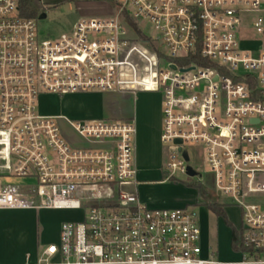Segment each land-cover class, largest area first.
Here are the masks:
<instances>
[{
    "label": "built area",
    "instance_id": "built-area-1",
    "mask_svg": "<svg viewBox=\"0 0 264 264\" xmlns=\"http://www.w3.org/2000/svg\"><path fill=\"white\" fill-rule=\"evenodd\" d=\"M114 1L110 16L43 39L20 0H0V211L69 213L25 264H264V0ZM87 92L161 96L164 180L201 183L190 148L205 149L239 211L235 259L205 247L194 209L140 198L135 120L67 118L75 146L66 117L43 111L44 97Z\"/></svg>",
    "mask_w": 264,
    "mask_h": 264
},
{
    "label": "rangeland",
    "instance_id": "rangeland-1",
    "mask_svg": "<svg viewBox=\"0 0 264 264\" xmlns=\"http://www.w3.org/2000/svg\"><path fill=\"white\" fill-rule=\"evenodd\" d=\"M31 4L36 11L34 18L37 20V32L43 39L58 36L70 30L80 18L110 16L114 13L116 5L114 0H31ZM43 14L46 17L41 18ZM141 25L147 33L154 32L149 23L144 22ZM41 103L43 108L66 117L57 119V124L62 136L76 146L84 145L85 140L78 135L67 118L72 121H76V119L93 120L91 117H94V110L102 107L107 114L104 119L122 121L131 116V114H122L134 106V111L136 110L140 116L144 119L150 116L154 121L156 110L161 109V96L157 93L143 92L138 95L129 94L124 98L118 92H87L47 96ZM148 125L144 124L143 136L139 142L137 141L139 171L146 172L140 178L138 195L145 202H176L179 206L186 205L194 209L215 254L222 260L235 259V255L232 253V233L229 229L231 227H228L222 217L217 216L208 204L215 203L221 206L234 226L240 223L239 211L229 205L231 201L227 197L218 195L207 165L205 149L197 144H192L190 151L191 164L202 168L203 177L200 185L206 190V197L200 193L198 182L185 175L178 176L176 180L159 181V179L165 178L162 167H164L168 151L167 147L158 140L161 121L159 125L156 121L152 122L150 128ZM26 181L21 178L15 179L17 183ZM129 188L134 189L135 187L129 186ZM143 195L146 197L145 199H143ZM66 214H49L46 220L38 215L36 218L37 227L41 230L45 225H48L50 231L53 232V227ZM67 216L69 215H66L65 218ZM30 220L34 221V218L23 216L14 222L11 221L12 230L23 232V229L26 230L29 227ZM19 241L17 242L18 248L22 245V242L19 243Z\"/></svg>",
    "mask_w": 264,
    "mask_h": 264
},
{
    "label": "crops",
    "instance_id": "crops-1",
    "mask_svg": "<svg viewBox=\"0 0 264 264\" xmlns=\"http://www.w3.org/2000/svg\"><path fill=\"white\" fill-rule=\"evenodd\" d=\"M124 98L129 95V93H119ZM43 107V106H42ZM160 116V121L162 125V112L161 109H157ZM43 111L50 114H57L55 112H52L51 110H48L47 108H43ZM131 114V116H128L127 119L135 120L137 125V141L139 142V139L143 136V130H144V124H149V128L152 125V117H147V119H144L142 116H140L136 110L134 111V106L130 109L126 110L125 114L122 115H128ZM94 117H91L93 119H104L107 116L106 111L101 108L94 110ZM150 122V123H149ZM141 126V127H140ZM147 126V127H148ZM160 134H161V126H160V132L158 136V140L160 141ZM161 143V142H160ZM138 143H137V166L138 165ZM163 173V170H162ZM146 172L139 171V180L140 178L145 175ZM164 174V173H163ZM159 181L163 182L165 181L164 178L159 179ZM143 199L146 197L143 195ZM147 204L153 207H179V205L176 202H159V201H147ZM38 213V214H37ZM54 213H62L66 215H69L67 211H59V210H1L0 211V264H25L28 259L31 260V262H36L38 260V257L40 256L43 248L47 246L50 243H57L60 238V226L62 221L69 218V216L66 217L63 216V218L60 219V221L53 227V232L50 231V228L48 225H45L41 230L37 227L36 218L39 215L43 220H46V218L49 216V214ZM23 216H29L33 217L34 221H29V227L24 230L23 232H16L13 231V226L10 223L11 221H16ZM223 219V218H222ZM8 221V222H7ZM45 222V221H44ZM17 226V225H16ZM229 227V226H228ZM203 229V228H202ZM230 232L232 233L231 228ZM203 237H204V244L205 247L212 248L210 245V242L208 241V235L204 233L203 231ZM22 242V245L17 246L18 241ZM19 241V243H20ZM232 245V242H231ZM232 253H234L233 247H232Z\"/></svg>",
    "mask_w": 264,
    "mask_h": 264
},
{
    "label": "trees",
    "instance_id": "trees-1",
    "mask_svg": "<svg viewBox=\"0 0 264 264\" xmlns=\"http://www.w3.org/2000/svg\"><path fill=\"white\" fill-rule=\"evenodd\" d=\"M20 9L24 16L27 17H35L36 11L32 8L31 0H20ZM191 186L195 187V185L190 184ZM198 187L200 188V193L207 196L206 190L200 183H198ZM209 208L217 215L223 218L225 224L232 229V247L233 249H239V229L237 226H234L232 222L229 220L226 212L223 210L221 206L215 203L208 204Z\"/></svg>",
    "mask_w": 264,
    "mask_h": 264
},
{
    "label": "water",
    "instance_id": "water-1",
    "mask_svg": "<svg viewBox=\"0 0 264 264\" xmlns=\"http://www.w3.org/2000/svg\"><path fill=\"white\" fill-rule=\"evenodd\" d=\"M44 17H46L45 14H43V15L41 16V18H44ZM185 157H186V159H188V155H187V153H185ZM188 172H189V175H191V176L195 175V172H194L190 167L188 168Z\"/></svg>",
    "mask_w": 264,
    "mask_h": 264
},
{
    "label": "flooded vegetation",
    "instance_id": "flooded-vegetation-1",
    "mask_svg": "<svg viewBox=\"0 0 264 264\" xmlns=\"http://www.w3.org/2000/svg\"><path fill=\"white\" fill-rule=\"evenodd\" d=\"M155 118H154V121H156L157 123H158V125H159V122H160V116H159V112H158V110H156V112H155V116H154ZM157 125V126H158ZM238 226V225H237Z\"/></svg>",
    "mask_w": 264,
    "mask_h": 264
}]
</instances>
